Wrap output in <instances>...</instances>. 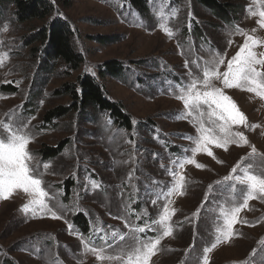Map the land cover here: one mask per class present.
<instances>
[{
	"label": "rangeland",
	"instance_id": "rangeland-1",
	"mask_svg": "<svg viewBox=\"0 0 264 264\" xmlns=\"http://www.w3.org/2000/svg\"><path fill=\"white\" fill-rule=\"evenodd\" d=\"M47 1L53 12L45 20L22 23L8 6L0 13V128L25 126L20 131L29 133L27 147L35 157L30 166L37 167L42 187L54 197L46 203L58 218L23 211L32 198L23 189L0 198V264H119L89 251L103 245L102 236L114 247L123 245L119 235L129 242L133 235L159 237L149 264H204L205 255L208 264H264V198L241 207L232 235H223L225 213L242 205L247 191L224 177L246 170L264 176V99L246 89H224L247 118V126L232 125V131L242 132L248 144H229L227 150L208 145L212 156L192 152L198 137L193 117L177 119L187 111L177 85L202 79L205 62L223 57V72L248 36L257 40L253 51L264 53L259 24L264 0H221L230 8L225 15L193 0H145L142 11L128 0ZM56 20L69 25L82 58L76 71L51 59L47 35L40 39L42 28ZM109 61L124 68L121 76L100 77ZM85 76L95 78L106 98L123 108L129 131L114 125L109 114L92 110L44 122L48 111L69 105L63 87ZM7 86L12 89L4 90ZM204 122L209 126L206 116ZM61 143L65 148L57 158L39 154ZM180 176L184 187L176 191ZM165 207L170 236H163L159 223ZM77 214L84 215L85 230L73 222ZM146 225L151 230L133 231ZM112 232L119 235L113 239Z\"/></svg>",
	"mask_w": 264,
	"mask_h": 264
},
{
	"label": "snow or ice",
	"instance_id": "snow-or-ice-1",
	"mask_svg": "<svg viewBox=\"0 0 264 264\" xmlns=\"http://www.w3.org/2000/svg\"><path fill=\"white\" fill-rule=\"evenodd\" d=\"M261 27H264V11L259 12ZM6 30V29H5ZM169 34H171L169 32ZM257 44V40L248 36L245 43L240 47L239 51L227 62L226 70L221 72L220 65L225 63L223 57H217L212 61L205 62L202 68L203 78H193L188 84L177 85L179 89L178 99L183 101L184 108L187 110L185 114L178 115L177 119H184L189 116L193 117V123L198 125L196 132L198 137L195 138V148L192 149L193 154L199 151L207 152L209 156L213 153L208 145L214 144L217 148L227 150L229 144L239 145L248 144L247 138L240 131H232V125L247 126V118L228 96L224 89L238 88L246 89L254 92L264 99V53L259 56L253 47ZM195 63V61H193ZM187 66V65H186ZM197 68H201L200 64H196ZM214 81H218L221 86H217ZM198 84L200 87H198ZM196 113V115H193ZM207 117L206 126L204 117ZM34 119V117H33ZM20 125L15 127L12 124H6L0 128V198L7 199L15 189H23L32 198L22 205V210L27 212L31 208L33 212H47L52 218H58L56 211L46 203V198L50 197V193L42 187V179L39 178V171L36 166H30L35 159L28 151L30 136L27 131L21 132ZM255 127V126H253ZM15 128V130H14ZM218 129V133L217 130ZM192 140V136L185 137ZM256 148L252 146L250 156L256 155ZM243 159V158H242ZM264 159V158H262ZM187 163H195L194 160H187ZM44 168L49 165L45 163ZM183 167V164L180 165ZM197 167H204L197 165ZM239 164L233 167L232 172L235 173ZM249 169L252 164L247 166ZM174 175V174H173ZM235 179L240 185H246L247 191L244 196L243 204L234 208L231 213H225L226 231L223 233L225 238L232 235V226L237 222V214L241 207H247L248 201L256 198H264V176L253 174L245 171L243 175L226 176L224 181ZM184 177L180 176L176 182V191H180L184 187ZM220 183V182H217ZM94 187H99L95 185ZM182 194V193H181ZM156 203L155 200L152 201ZM146 214V213H145ZM139 219V217H137ZM171 218V213L167 207L164 208V214L159 218V223L164 226L163 236L172 235V229L168 226L167 221ZM71 229V226H69ZM151 225L134 229V232L144 233L151 230ZM112 238L115 239L119 234L112 232ZM104 241L100 247H92L90 252L94 253L98 260L118 261L119 264H149L150 258L155 255L157 246L160 244V238L141 240L138 236L133 235L129 242L125 235H119V240L124 241L123 245L108 243L105 237H100ZM215 243L211 248H214ZM206 248L205 253L211 251ZM106 249L119 250V255H106ZM131 255H128V252ZM127 255V260L124 256ZM204 264H208L207 256L204 257Z\"/></svg>",
	"mask_w": 264,
	"mask_h": 264
},
{
	"label": "trees",
	"instance_id": "trees-1",
	"mask_svg": "<svg viewBox=\"0 0 264 264\" xmlns=\"http://www.w3.org/2000/svg\"><path fill=\"white\" fill-rule=\"evenodd\" d=\"M132 7L137 11L145 8V0H128ZM194 2L210 8L221 15H225L228 8L221 0H193ZM9 7L13 9L14 15L18 21L24 23L31 20L41 21L48 19L53 12L51 4L47 0H0V13L2 9ZM42 32V33H41ZM40 39H44L45 35L48 41L49 56L53 60H57L65 64L70 70L76 71L82 63V58L75 50L71 43V32L69 25L63 20H56L49 24L46 28H42ZM199 33V32H197ZM196 33V34H197ZM124 68L119 64L113 65L111 61L105 63L99 72L100 77L104 78L105 74L109 76H121ZM77 86V87H76ZM10 86L4 88L9 91ZM65 93L69 98V105L56 107L48 111L43 120L50 124L52 121L64 118L70 112L86 113L88 110L97 113H107L112 123L126 131L131 129V121L124 113L123 108L116 103L110 102L104 93L103 86L93 77L85 76L81 78L76 85L64 86ZM65 148V144L61 143L56 147H45L39 151V154L46 160L57 158ZM68 183V182H67ZM78 224L79 228L86 229V219L84 215L77 214L73 220ZM8 264H11L8 263ZM254 264V263H252Z\"/></svg>",
	"mask_w": 264,
	"mask_h": 264
}]
</instances>
